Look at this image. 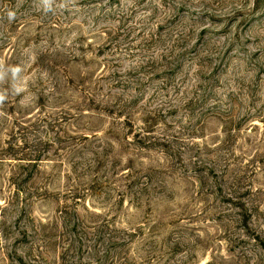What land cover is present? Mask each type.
I'll return each mask as SVG.
<instances>
[{"label": "rangeland", "instance_id": "rangeland-1", "mask_svg": "<svg viewBox=\"0 0 264 264\" xmlns=\"http://www.w3.org/2000/svg\"><path fill=\"white\" fill-rule=\"evenodd\" d=\"M0 264H264V0H0Z\"/></svg>", "mask_w": 264, "mask_h": 264}]
</instances>
